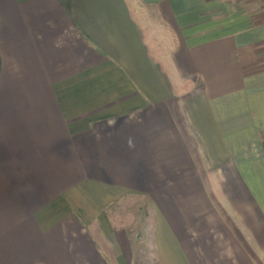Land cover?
<instances>
[{
    "label": "crops",
    "instance_id": "crops-1",
    "mask_svg": "<svg viewBox=\"0 0 264 264\" xmlns=\"http://www.w3.org/2000/svg\"><path fill=\"white\" fill-rule=\"evenodd\" d=\"M0 59V264L136 195L159 264L264 263V0H0Z\"/></svg>",
    "mask_w": 264,
    "mask_h": 264
},
{
    "label": "rangeland",
    "instance_id": "rangeland-1",
    "mask_svg": "<svg viewBox=\"0 0 264 264\" xmlns=\"http://www.w3.org/2000/svg\"><path fill=\"white\" fill-rule=\"evenodd\" d=\"M146 202L140 195L132 196L107 212L108 229H116V234L108 236L103 243L94 241L104 264H159ZM90 238L94 240V235Z\"/></svg>",
    "mask_w": 264,
    "mask_h": 264
},
{
    "label": "trees",
    "instance_id": "trees-1",
    "mask_svg": "<svg viewBox=\"0 0 264 264\" xmlns=\"http://www.w3.org/2000/svg\"><path fill=\"white\" fill-rule=\"evenodd\" d=\"M0 67H1V59H0Z\"/></svg>",
    "mask_w": 264,
    "mask_h": 264
}]
</instances>
